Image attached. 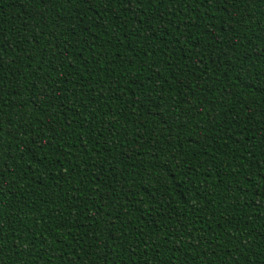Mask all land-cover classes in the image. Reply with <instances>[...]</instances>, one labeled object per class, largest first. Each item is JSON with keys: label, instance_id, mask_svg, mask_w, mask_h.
<instances>
[{"label": "trees", "instance_id": "obj_1", "mask_svg": "<svg viewBox=\"0 0 264 264\" xmlns=\"http://www.w3.org/2000/svg\"><path fill=\"white\" fill-rule=\"evenodd\" d=\"M261 23L0 0V264H264Z\"/></svg>", "mask_w": 264, "mask_h": 264}, {"label": "snow or ice", "instance_id": "obj_2", "mask_svg": "<svg viewBox=\"0 0 264 264\" xmlns=\"http://www.w3.org/2000/svg\"><path fill=\"white\" fill-rule=\"evenodd\" d=\"M260 32H261V33H264V23H261V24H260ZM248 71H250V69L247 68V67L243 69L244 74H247ZM261 71H264V69H261Z\"/></svg>", "mask_w": 264, "mask_h": 264}]
</instances>
